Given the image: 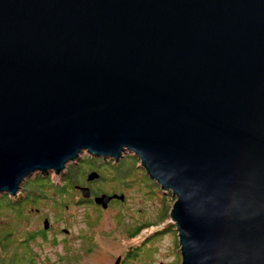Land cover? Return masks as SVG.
I'll use <instances>...</instances> for the list:
<instances>
[{"label": "water", "instance_id": "95a60500", "mask_svg": "<svg viewBox=\"0 0 264 264\" xmlns=\"http://www.w3.org/2000/svg\"><path fill=\"white\" fill-rule=\"evenodd\" d=\"M84 150L172 190L182 264H264V0H0V193Z\"/></svg>", "mask_w": 264, "mask_h": 264}, {"label": "rangeland", "instance_id": "374dc122", "mask_svg": "<svg viewBox=\"0 0 264 264\" xmlns=\"http://www.w3.org/2000/svg\"><path fill=\"white\" fill-rule=\"evenodd\" d=\"M88 156L99 157L84 150L63 172L49 175L53 181L61 183L71 164H75L76 170L79 166L87 168L92 161ZM122 159L124 167L130 171L125 178L119 174L115 177L114 174L113 180L97 179L88 182L90 185L84 182L82 171L80 176L76 174V178L84 182L83 186L105 190L109 194L123 193V200L114 198L107 208H103L93 200L83 198L81 192L72 191L64 197L67 211L61 209L56 213L55 195L52 194L50 199H43L21 217L11 214L3 218L2 225H11L16 230L11 247L17 253H23L24 237L33 233L28 245L36 264H182L180 238L171 218L176 197L172 190L164 191L159 183L150 179L133 151L126 150L119 162ZM105 160L99 162L102 168L110 166L115 170L117 166L114 164L119 163L112 157ZM91 169L89 167L85 175ZM169 195H172V200ZM46 218L51 223L49 229L44 227ZM65 228L68 233L64 232ZM55 238L54 244L52 240ZM69 257H73L71 262L66 260Z\"/></svg>", "mask_w": 264, "mask_h": 264}, {"label": "trees", "instance_id": "16d2710c", "mask_svg": "<svg viewBox=\"0 0 264 264\" xmlns=\"http://www.w3.org/2000/svg\"><path fill=\"white\" fill-rule=\"evenodd\" d=\"M100 157L103 156H99L98 158L90 157L92 161L87 168H81L79 166L78 169L76 170L75 164H71V169L69 170V173L67 175H64L63 182L61 183L53 181L51 175H49L52 172L55 173V171H52L49 174H44L42 172H39V173H35V175L32 176V178H29L25 181L22 191L18 195L12 196L11 194H8V192L0 193L1 194L0 195V264H36V261L34 259V253L31 254L32 250L30 248V245H28V241L32 239L33 233H29V234L28 232L26 233V235L28 234L29 236L24 237L25 250L23 253H17L11 247L15 241L13 235L16 233V230L12 228L11 225H2L4 221L3 218L11 214H15L21 217L22 215H24L26 211L33 209V207H35L38 203L43 201V199H50L51 198L50 196L52 194L55 195L54 197V202L56 204L55 205L56 208H54L55 212L59 213V210L61 209L67 211V208H65L67 207L66 206L67 202L66 199H64V197L72 193V191H76L80 193L81 191L77 188L78 185L83 186L84 182H86V184H89L88 182H92L87 180V175L89 172L93 170L98 171L100 175L99 178H97L98 180H105V181L115 179L116 174L122 175L125 178L130 173L128 168L124 167V163H123V159H125L127 156L123 158L121 162H119L118 164L113 163L115 166H117L115 170L110 166L103 168L102 166H99V164H101L99 162H105L106 161L105 159L107 158V157L106 158L105 157L100 158ZM95 162H97L98 164H95ZM136 164H137V159H136ZM89 167H91L92 169L85 175V172L86 170H88ZM81 171L84 173L85 176L84 182L76 178V174L78 173L80 176ZM97 179L96 181H98ZM91 191H93L95 196L103 193H107L105 190L101 191L98 189H94L93 187L91 188ZM114 194L124 195L125 198V194L123 193L119 194L116 192H111L109 195H114ZM169 196L171 197L172 200V195ZM52 243L54 244L56 243V238L52 240ZM60 259L63 258L60 257ZM66 260L71 262V260H73V257L66 258Z\"/></svg>", "mask_w": 264, "mask_h": 264}, {"label": "flooded vegetation", "instance_id": "af4514ba", "mask_svg": "<svg viewBox=\"0 0 264 264\" xmlns=\"http://www.w3.org/2000/svg\"><path fill=\"white\" fill-rule=\"evenodd\" d=\"M94 197H95V195H94V193H93V191H92V195H91V197H90L89 199H87V200H93ZM114 200H115V199H112L110 203H112Z\"/></svg>", "mask_w": 264, "mask_h": 264}]
</instances>
